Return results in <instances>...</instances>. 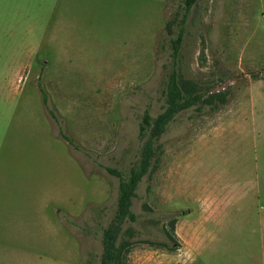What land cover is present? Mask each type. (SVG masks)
<instances>
[{
	"label": "rangeland",
	"instance_id": "obj_1",
	"mask_svg": "<svg viewBox=\"0 0 264 264\" xmlns=\"http://www.w3.org/2000/svg\"><path fill=\"white\" fill-rule=\"evenodd\" d=\"M182 1L0 0V264H100L119 183L106 168L127 174L138 164V125L147 107L161 110ZM177 69L197 91L225 90L230 102L169 123L160 168L138 183L137 219L117 240L132 229L126 264H162L163 246L145 241L170 245L169 232L179 247L181 226L172 231L170 221L194 213L162 198L177 192L162 162L185 161L195 126L235 100L264 97V0H197Z\"/></svg>",
	"mask_w": 264,
	"mask_h": 264
},
{
	"label": "crops",
	"instance_id": "obj_2",
	"mask_svg": "<svg viewBox=\"0 0 264 264\" xmlns=\"http://www.w3.org/2000/svg\"><path fill=\"white\" fill-rule=\"evenodd\" d=\"M182 146L185 161L162 162L177 191L162 198L194 213L177 218L180 246H163L162 264H264V97L235 100Z\"/></svg>",
	"mask_w": 264,
	"mask_h": 264
},
{
	"label": "trees",
	"instance_id": "obj_3",
	"mask_svg": "<svg viewBox=\"0 0 264 264\" xmlns=\"http://www.w3.org/2000/svg\"><path fill=\"white\" fill-rule=\"evenodd\" d=\"M196 1L197 0L182 1V13L176 23L175 36L169 38L170 68L166 75L161 93L163 100L161 110L153 116L150 109L147 107L141 116L138 125V138L143 143L139 153L138 164L136 167H130L127 174L114 168H106L110 174L119 179V183L113 216L107 226L102 230L101 241L103 248L100 256V264H126L127 254L132 244L135 243L129 240V237L132 235V229L127 227L124 231L128 238L121 237L119 242H117V240L122 232L123 223L126 221L135 222L137 219V215L131 210V205L132 199L136 197L138 183L144 176L150 179L160 168L161 156L163 153L160 138L166 131L169 123L173 121L178 114L191 108L200 111L203 106H208L210 110L216 112L230 102L227 91L219 90L201 93L195 89L192 83L181 79L179 76L177 69L179 50L184 37L188 14ZM165 28L169 30V25H166ZM252 75L254 77L257 76L256 73ZM37 88L42 103L48 108V93L41 81V76L38 77ZM49 114L54 117L53 111L50 109ZM60 134L66 142L74 148H77L75 142L68 135L61 132ZM176 221V217L170 221L172 231L174 230ZM166 235L173 242L172 244L169 245L167 243L153 241H145V243L177 248L178 243H176L174 235L169 232H166Z\"/></svg>",
	"mask_w": 264,
	"mask_h": 264
}]
</instances>
